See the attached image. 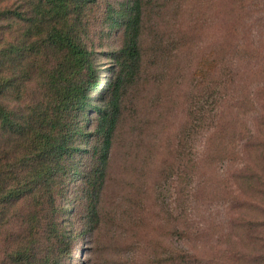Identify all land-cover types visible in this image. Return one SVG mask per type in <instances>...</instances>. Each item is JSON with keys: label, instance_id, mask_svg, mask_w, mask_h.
Masks as SVG:
<instances>
[{"label": "rangeland", "instance_id": "374dc122", "mask_svg": "<svg viewBox=\"0 0 264 264\" xmlns=\"http://www.w3.org/2000/svg\"><path fill=\"white\" fill-rule=\"evenodd\" d=\"M142 1V64L133 73L132 84L121 92V116L112 137L108 166L102 176L99 162L91 154L96 135L90 134L74 158V179L67 200L72 210L66 220L68 225L73 224L68 245L60 256L55 254L57 244L55 253H47L54 258L52 264H146L144 260L152 254L166 256L167 250L179 253L191 246L195 238L187 240L183 230L186 226L201 234L210 230L208 237L214 240L219 229H226L235 215L234 191H241L236 188L234 175L250 161L248 151L242 148L241 158L205 160V137L197 134L190 143V155L184 154L183 160L177 142L189 123V111L206 100L205 108L213 114L211 99L200 100L201 78L197 71L207 66L214 70V64L226 59V51L221 49L236 42L249 46L254 41L259 49L255 59L239 63V74L247 78V83L243 90L242 85L237 86L233 93L245 98L250 93L256 103V109L242 105L238 124L243 129L241 135L256 128V119L264 113L259 94L264 88L263 0L253 8L249 20L246 14L244 20L236 18L235 0ZM132 2L96 0L85 13L89 34L84 43L95 53L100 84L94 102L99 108L104 105L108 82L119 72L116 58L123 46L119 26L109 20ZM20 7H24V0H0V12ZM240 24L242 28L234 32ZM23 29L20 20H8L0 14V49L19 43ZM44 56L46 61L53 57L51 53ZM213 75L206 76L204 84L212 81ZM97 116L96 111L87 114L91 133L95 126L88 120L95 121ZM247 165L254 166L251 162ZM189 170H193V180L187 186L181 172ZM166 173L173 177L167 186ZM90 176L92 182L88 183ZM33 213L34 202L30 199L9 207L10 223L0 228V264H12L15 251L25 243V226ZM48 221H54V213H49Z\"/></svg>", "mask_w": 264, "mask_h": 264}, {"label": "trees", "instance_id": "16d2710c", "mask_svg": "<svg viewBox=\"0 0 264 264\" xmlns=\"http://www.w3.org/2000/svg\"><path fill=\"white\" fill-rule=\"evenodd\" d=\"M94 1L24 0L21 10L8 8L0 12L2 18L18 19L24 24L23 39L0 49V228L10 223L9 207L29 199L34 202L33 219L25 226L23 240L27 245L15 251L12 264H52L54 258L48 254L55 253V244L57 256L65 251L73 225H68L66 218L72 210L67 200L74 179V158L83 150V141L95 134L91 154L104 176L121 116V92L142 64L144 3L133 0L109 20L119 26L123 46L116 58L119 72L108 82L104 105H96L98 67L94 51L84 43L89 34L85 13ZM260 4V0H235L233 13L242 20L246 14L249 20L253 8ZM241 28L237 25L234 32ZM221 51H226V59L217 65L212 62L214 70L207 66L197 71L201 78L200 100L211 99L213 114L206 110V100L189 111V123L178 136V155L183 160L184 154L189 156L194 135L202 134L205 160L241 158L244 148L254 166L248 162L234 175L241 194L234 191L235 215L226 229H219L216 239H209L210 230L201 234L186 226L183 230L187 240L195 238L191 246L179 253L167 250L166 256L152 254L144 260L146 264H264V113L256 119V128H248V135L242 136L243 129L238 127L242 105L256 109V103L250 93L246 98L233 95L237 86L242 85L243 90L247 83V78L239 74V63L255 59L259 49L253 41L249 46L232 43ZM46 53L53 56L49 61L44 59ZM211 73L213 80L204 84ZM259 94L264 112V88ZM92 111L98 113L95 121L88 120L94 122V133L86 123ZM192 122L197 124L192 126ZM181 173L189 186L193 170ZM170 179L172 174L166 173V186ZM86 181L91 183L92 176ZM49 213H54L52 222L48 221Z\"/></svg>", "mask_w": 264, "mask_h": 264}]
</instances>
